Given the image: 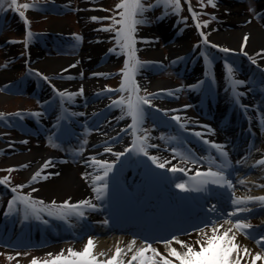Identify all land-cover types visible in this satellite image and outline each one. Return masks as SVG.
Returning a JSON list of instances; mask_svg holds the SVG:
<instances>
[{
  "label": "bare ground",
  "instance_id": "obj_1",
  "mask_svg": "<svg viewBox=\"0 0 264 264\" xmlns=\"http://www.w3.org/2000/svg\"><path fill=\"white\" fill-rule=\"evenodd\" d=\"M64 1H71V0H64ZM190 5H193L190 2ZM264 0H260V6H262L263 10V21H264ZM216 13L220 17V19H223L218 23L217 27H212L207 29V32L204 31V33H207L208 35V41L210 42L209 45L212 49L215 51L225 52L222 51V49L227 48L229 49L226 54L229 56H237L242 59L243 65L246 69L256 68V66H259L264 71V27L257 21L251 19V16L246 14V11L241 6H232V4L228 2H217L216 5ZM249 19H251V22H248ZM57 27L51 28L52 30L62 31L66 30L68 27H64L65 25L61 23L56 24ZM69 29V28H68ZM69 31V30H67ZM174 30L173 28H170L165 24H160L158 28H154L151 31H146L145 33H142L141 37H146L145 42H139V49L142 51H145L150 58L155 59H165L169 60L179 54H182L188 50V47L191 43V34L190 32L183 31V33L180 34L178 38L174 42H172L169 46V53H165L155 42V36L157 33H163L162 35L166 36L167 38H172ZM247 36V42L244 43V37ZM95 45H89L87 44L84 58L86 62V66L91 70V72H94L92 69L91 63L95 57V52H102L103 47L100 45V43H93ZM213 45H216V47H213ZM95 50V52H94ZM247 53V55H245ZM260 53V55H258ZM222 55V53H219ZM32 55L37 57L39 55L42 56L40 60L37 61V65L43 69L44 71L48 73L53 72H62L64 69L68 66L71 67L72 70L78 71L79 73L82 72L80 65H79V58H66V57H48L45 56L43 51L32 50ZM253 59H255V63H253ZM111 62L109 61L104 66L100 67L96 70H108V68L111 66ZM72 65H75V67H72ZM100 71V72H101ZM252 71V70H251ZM263 75V74H262ZM15 76V73L11 70H6L1 74V82H6L10 80L12 77ZM251 81H249L250 76L246 78L245 81H242L243 83L237 84L238 88H244L243 96L246 99V102L249 101L253 104V108L250 110L249 108L243 106L242 109L246 111V114L248 115V119L245 121V125L242 126V128H237V124H235V117L237 119L236 113H233L235 116L234 119L232 118L231 121L225 126V127H219L217 123H215V120L209 121L207 118H203L201 115L197 116V114H193L190 110H185L181 108L178 112L183 111V114H179L184 116L185 119L191 120L194 123L190 125V127L196 128L194 129V133H197L201 130L199 133H202V137L196 136L194 133L191 134V137H197L200 139V144H197L193 142L190 138L185 137V135H182L183 138L180 140H184L187 144H181L179 150L172 149L171 145H163V148H157L154 151L156 155L161 157V163H165V167L168 168H183L184 172H172L171 170L168 173L167 177V183L165 184L168 186V188L171 186L172 189H167L165 186L161 185V189L159 190L157 188V194L153 195L152 192H148V196L153 195L158 198L166 197L171 194L172 191H175L176 196H180L181 194H188L185 191H181L180 189H177L175 187V180H180L182 178H186L188 180H193L195 183H197L198 180L201 179V177H197L196 173H205L211 168L213 172H221V166H226L229 168H236L239 166L238 172L246 171L247 169H251V166H248L246 161H251L254 159L258 160L259 158L262 160L264 158V130L261 131V127L259 125V122L256 120L257 118L264 120V98L260 96L259 94H256V90H251L252 85H255L257 87L263 88L264 81L260 78H257L255 76H251ZM83 81L80 79L76 82H69V83H62L58 80H51L49 78L48 80L55 86H62L69 89V91H74L75 95L74 97L76 99H81L82 101L90 100L93 96L90 92H92V89H95L100 86L102 83L98 78H82ZM142 83L146 86H150L153 89H162L167 88L170 86L174 87L176 86L173 82H170L168 80H161L156 79L151 75V72L148 71L143 74L142 76ZM229 80V79H228ZM215 84H217V87L220 89V97L218 100V105H220V108H213L212 115L218 119V122H222L224 116H221V112L227 110L230 104V100L228 98L229 91L224 92V86L226 85V78L223 75L222 69L220 67L216 70V75L214 77ZM260 82V84H258ZM257 83V84H254ZM83 89L82 94L80 93V89ZM89 90V92H88ZM83 94H85V97H83ZM11 93H1L0 94V103L5 102L9 97H11ZM97 99V98H96ZM100 102L98 103L99 106L103 104V101L98 98ZM229 103V104H228ZM164 108H173L176 107L179 104L178 102L172 101L168 105L163 104ZM93 108H90L89 110H92ZM209 109V108H208ZM234 109V108H231ZM211 112V111H210ZM227 112H224L226 114ZM197 121L204 122L207 126H203L197 123ZM122 123L120 122V119L118 118H112L111 121L108 120V122L105 123V125L98 129V131L92 136V143L90 144V147L87 151H84L83 154L80 155L79 161H74L73 159L69 158L67 163L64 165H58L56 163H51L52 168L48 171H40L41 166L45 164V161L52 155L60 153V151H51L48 147L45 145H29L26 141L24 142V145L22 144V140L26 139L25 137L20 138L21 140H15L13 141L14 149L16 150L14 152V156L10 157L8 160L11 164L15 165H22L23 167V175L28 181H31L32 176L40 171L41 174L46 173L49 174L47 176V179H38L37 182L31 183L33 187H37L36 195L43 197L45 199H48L49 201H55L56 204H64L66 201L71 204H77L82 200H91L92 203L97 205L96 210H90L85 208L84 217H78L75 215H70L68 219H72L76 222L75 225L68 223V227L65 230L63 228V224H67V220H62L57 218L56 216H45L48 220L49 225H51L52 230L49 229V227L42 221V224L39 225L37 222L35 229L31 228L29 230H24L23 227V220L22 218L19 220H15L13 225L9 228L12 231H16L14 233L15 237H21L23 235L34 238L38 240L36 243L38 244L39 252L44 250L53 251L57 246H63L65 242L70 243V240H75L74 243L68 244L74 251H82L84 246L87 244V241L89 238H91L94 241L95 247L93 249V253L97 255V257L100 260H108L111 258L112 255L115 253V248L117 246L121 247L122 249L126 250V246L129 244L131 239H129L127 236H119V237H112L111 227L109 225H104L103 223H96L97 225H90V221L93 223L95 220L99 218V213L104 212L107 213L110 212V209L108 205L111 204L112 199H114V196L116 194V190L114 188V182H115V175H121L124 177V175H127V170L122 169L119 165L116 168V162L118 158L114 155V151L111 152H103L106 148H108L106 145L101 144L102 139L104 138L105 131L111 127V129L119 126ZM264 124V121H263ZM251 125L253 129L256 130V137H255V144L254 147L250 148V150H247L246 144H247V134L244 133L243 129L245 126ZM183 134V132H181ZM126 139H128L127 136H123L120 138V141L118 142L119 145H122ZM206 140V142L214 141L213 144H218L223 146V151L227 154H231L233 157L235 156V161L232 159H224L220 156L221 152L217 150L215 147L205 144L203 140ZM248 140H251L249 138ZM32 150L30 152H24L25 149L31 148ZM8 148V147H7ZM70 150L69 147L65 148V152ZM62 152V151H61ZM63 152V154H65ZM210 152V156H205V153ZM235 154V155H234ZM246 154V155H245ZM59 155V154H58ZM55 155V156H58ZM244 158H241L242 162L238 161V157L244 156ZM248 155V156H247ZM93 158H95V161H104L108 164H113L115 166V169L113 167L112 171L109 172L107 177V183H108V189H107V195L102 200L95 199L96 193L93 191V188L97 185H94L92 183V177L103 175L104 169L98 164L93 162ZM253 161V162H254ZM245 162V163H244ZM238 164V165H237ZM27 167H24V166ZM2 166H9V164H5ZM153 169V166L151 164V170ZM86 170V174L80 173L81 171ZM118 170V172H117ZM254 171V170H253ZM51 172H54L52 174ZM252 172V171H251ZM255 174L253 175L255 180L248 181L245 184H250L255 187H259L264 183V178L262 174L264 173V166L260 169L255 168ZM52 174V175H51ZM253 174V173H252ZM251 174V176H252ZM226 178H233L231 175H228ZM131 180L134 181V175H132ZM232 180V179H231ZM235 181V179H234ZM233 183V181H231ZM35 184V185H34ZM172 184V185H170ZM244 183H241L237 181V186H243ZM198 185V183H197ZM199 186V185H198ZM221 189H228V191L233 192L236 189V185H233V187L229 188L227 186H219L216 184H207L205 186V190L210 191L213 195L216 193L217 195H221L222 200L226 199L231 204L229 205V208H232L235 204L232 203V199H230L227 196L222 195L220 192ZM261 189V187H260ZM240 190V189H239ZM238 190L239 195L237 198H247L250 197L251 194H240V191ZM144 193L138 190V195L136 196L137 202H141V199L139 200V197H143ZM224 197V198H222ZM146 198V196H145ZM145 198L143 199V204L145 203ZM163 199H161L159 202H161ZM226 201V202H227ZM164 204H166L165 201H162ZM222 202V201H220ZM120 206V201L117 200V203ZM260 204V205H259ZM236 206V205H235ZM241 207H246L248 211L242 212L239 214L240 218L243 220L244 217H247L246 219H249L250 216L254 215L255 213L261 212L264 213V204L259 203V201L254 200L247 202L245 205H240ZM253 207V210H250V208ZM221 207L216 208L219 209ZM263 211V212H262ZM226 213V211H224ZM116 214V211L113 212ZM213 218L217 217L216 212L211 211L210 212ZM21 217V215H19ZM121 218H123L122 215H120ZM231 217V216H230ZM235 218L236 217H232ZM253 220L252 224L257 225L259 227V224H262L263 222L261 220H255L253 217L251 218ZM122 221V219H121ZM233 222V221H232ZM234 223V222H233ZM126 224V222H123V225ZM228 227H231L229 224H225V228L221 229V231L227 229ZM91 229L93 235L92 236H81L82 233L87 230ZM115 230V229H114ZM234 231H236L234 229ZM44 233V234H42ZM229 235H232V233H229ZM178 239L184 240L190 244H194L199 239V234L197 231H193L183 237H180ZM60 243V244H58ZM236 243L240 246L241 250L244 247H247L250 253L254 256L255 253L260 252L262 254L263 251L258 249L256 246H253L251 244L250 240L245 238L242 233L239 231H236ZM44 246H47L45 248H42ZM144 246L143 243L136 244V247ZM154 248H157L162 254L167 253L166 246L163 244L157 243L156 245H152ZM173 247H176L178 251H184L183 248L180 247L178 244H173ZM198 249V245H195ZM36 247V246H35ZM105 253V255L100 256L99 253ZM151 254L150 252L148 255ZM131 253L129 255L119 257V259L123 260L125 264L127 263V259L130 257ZM264 255V253H263ZM251 260V256L245 257L241 264H247ZM251 263V262H250ZM257 264H264V260H259Z\"/></svg>",
  "mask_w": 264,
  "mask_h": 264
},
{
  "label": "rangeland",
  "instance_id": "obj_2",
  "mask_svg": "<svg viewBox=\"0 0 264 264\" xmlns=\"http://www.w3.org/2000/svg\"><path fill=\"white\" fill-rule=\"evenodd\" d=\"M21 1H29V0H21ZM38 2H52V0H37ZM60 2L64 0H59ZM183 3L181 4V10H182V14L185 13V8H187V10H191L192 8L189 7L188 3L190 2V0H182ZM216 0H214L215 3ZM230 1V0H227ZM67 4L73 5L74 8L72 9V11L68 10V9H64V10H52V11H48L46 13V16L44 15H38V14H31L28 11H25L23 7H21V10L25 13L24 18L20 19L22 20V22H24L25 20L28 21L29 24H31V26L39 28L40 30H42L41 32H45V33H51V32H59V33H65V32H79L82 36L83 42H81L80 45H74V44H70V46H66L65 47V52L61 51V49L59 48H51L52 52H50V54L46 53L47 56L49 57H71V56H76V57H84V51L86 50V46L87 44L89 45H95L93 43H100V45H102L103 49L107 50V46L106 41H107V45H114L117 44V40L115 37V43H112V37L110 38V42L109 40H107V34L104 31H100V25H99V20L101 18V16L103 15V13H105L106 17H113L114 15L116 16L117 19H119L120 17L117 15V10H116V5L118 3L121 2V0H71V1H66ZM208 2V1H207ZM205 2L203 0V4L200 3L199 4H195V8L196 9H202L200 6H202L205 9V13H209L210 12V5ZM230 4H232V6H241L242 8L245 9L246 14L249 16H253V20L259 22L262 26H264V21H263V17L261 15L257 16V12L262 14V6H260V0H249L248 2H236V1H230ZM215 5H217L215 3ZM173 7V6H172ZM106 9V10H105ZM119 11H122L119 10ZM32 12V11H31ZM144 13H146L147 16L151 17L155 22L152 23V25H144L139 27V29H137L134 33V37L136 40L135 43V57L139 54L143 55V58H150L149 55L145 52V51H139L138 49H136V44H139V41L144 42L143 39H145L146 41V37H141L142 33H145L146 31H151L154 28H158V26H160V24H165L168 27H172L173 23H175L174 15H157L156 17L153 16L152 13L149 12V10L147 9ZM211 14H212V19H204L201 17V22L200 25L205 30V32H207V29L210 28V26L212 27H217L218 23H220V21H222L223 19H220L217 15H216V6L213 7L211 9ZM36 15V16H35ZM93 17H96L97 19H92ZM197 17V14L195 15V18ZM20 19L17 20L18 23H16L14 25V21L15 20H10L8 23H6L5 25H3L1 27V35H0V45L3 46V48H0V78H1V74L6 71V70H11L15 73V76L12 77L10 80L6 81V82H1L0 80V94L4 92V85H9V84H13V82L17 81L16 76L20 75L22 73V71L20 69H22V67L25 65V60H26V64L29 66V68H32V70H34V73H41L44 75H48L50 74L51 78L56 79L57 74H62V72H53V73H48L46 71H44L43 69H41L38 65H37V61L35 62L34 59H32V55H31V48L30 51L28 53V56L23 58L24 55L18 54V52L20 51V47H21V42H12L10 41L9 38H11L12 40H19L22 39L23 36H25V34H18L21 33L22 31V26L23 24L21 23ZM36 19V21H35ZM106 22L109 23H113L112 19L108 18L105 19ZM205 22H207V24H205ZM250 22V21H249ZM57 23H61L63 25H65L64 27H68L66 28V30H62V31H57V30H52L51 28L53 27H57L56 24ZM182 26V25H179ZM114 26H108L106 28H113ZM121 27L120 25H115L114 28H119ZM195 29H192L191 27H185L184 30L186 32H190L191 34V42L193 41L192 39H195L194 42H192L193 44H191L192 46L195 45L197 46V44L199 42H201L202 36H201V32L199 30V28L197 29V25L194 26ZM181 29V28H179ZM69 30V31H67ZM163 33H157L156 34V38H161L160 42L158 43L159 47L165 51L166 53H169V44L168 42H166V40L162 37ZM207 35V33H205ZM10 35V36H9ZM208 36V35H207ZM76 35V40L80 42V38ZM121 43H123V41H121ZM118 45V44H117ZM120 49V47L118 48ZM29 50V49H28ZM128 50V49H123ZM103 51V50H102ZM95 52V50H94ZM64 54V55H61ZM100 54L101 51L95 52V57L91 63V65H94L98 62V59L100 58ZM30 57V58H29ZM126 58L128 59V61H130V52L128 50V54L126 55ZM172 59V58H171ZM120 60H122V57L120 58ZM165 62H168L167 60H162ZM115 63V62H113ZM120 61L116 62V66L114 65V67L112 68L113 72H119V74H114L112 76H110L109 78L106 79V85L107 87H109L110 89H115L117 88L119 85L122 84V77H123V71L125 70V66L123 64L121 65H117L119 64ZM169 63V62H168ZM5 65H7L5 67ZM79 65L82 66L84 74H87V72H89V70H86L83 65H84V61H80ZM74 71V70H73ZM65 72H71V73H79L78 71H74L72 72L71 69L65 71ZM157 76V75H156ZM158 78L163 79V80H168L169 79H173V80H177V82H182V80L177 77V75L173 72V68L169 67L166 70H163V72L159 73ZM143 87H146L143 85ZM148 89V88H145ZM150 92V91H149ZM6 93V92H4ZM10 93V92H9ZM19 94V93H18ZM122 93H119L118 96L121 97ZM140 96H144V91L140 90L139 92ZM17 95V94H16ZM13 95L11 97H9L5 102L0 103V112H14L17 111L19 108H22L23 105L25 106V108H32V107H37L40 104V100L39 98L35 97V96H31L30 93L26 92V93H21L19 96ZM28 96V97H26ZM186 95H182L178 97V101L179 102H183L185 101V99L183 97H185ZM27 98V99H26ZM88 106V104H85ZM196 111V110H195ZM193 112V111H192ZM120 114H122L121 111H119ZM195 113V112H193ZM10 116V113L5 114V118H8ZM143 122L139 123L138 128H142ZM119 129V128H118ZM90 130V131H89ZM86 130L84 139H82L83 141H78L77 143H75L72 147H71V152L69 154L72 153H76L78 152L77 149L80 151V153H82L83 151H87L88 148L90 147V144L92 143L91 139L93 134L96 132L95 129H89ZM147 131H151V140L149 141V146L151 145H156V143L153 142V140H157V129L155 127H147ZM0 133H2V138L0 137V181L3 180L4 177H8L9 178V183L7 184H14V185H9V186H19V185H24V183L27 181V179L23 176V167L20 165H15V164H11L10 161L8 160L10 157L14 156V152L16 151L15 149H7L5 146H10L14 140V138L9 137L11 134L10 132L7 133V131L0 129ZM142 134L145 133L144 130L141 131ZM14 136H16L15 138H21L18 137V133L13 134ZM162 138V135H160ZM176 134L174 132L171 131V135L168 137H164L163 139H160V141H162V143L167 144V143H171L174 140H177L176 138ZM117 141H108L109 146L115 149V151L118 152H123L125 149V146L129 143L130 139H126V141L122 144V145H118V142L120 141V139H116ZM179 140H177L178 142ZM131 142V140H130ZM153 142V143H152ZM41 145H45L46 147H48L49 149H51V151H61L63 147L56 145L55 143L50 142L49 140H42L40 142ZM33 143L29 144L32 145ZM35 144V143H34ZM33 144V146H35ZM21 145H24L23 143ZM55 145V146H53ZM148 146V147H149ZM175 150H179V148H174ZM32 150L31 148L25 149L24 152H30ZM17 153V152H15ZM69 157V155H67ZM157 157V159L159 160V162H161V157L159 156H155ZM75 160L79 161V158L77 157V155H75ZM121 159V158H120ZM119 159V160H120ZM136 160H137V167L140 163H145L146 161L143 160L139 154H136ZM123 163V160L121 161L120 165ZM5 164H9V166H2ZM136 166V165H135ZM8 167H15L14 171L9 172L8 170L11 168ZM263 166H258L257 169L262 168ZM86 170L81 171L80 173H82L83 175L86 174ZM164 173H166L165 171H163ZM250 174L243 176L242 180L243 182H247L248 180H255L254 178V173L252 174V172H249ZM252 174V176H251ZM262 176H264V174H262ZM175 181H180V180H175ZM22 182V183H21ZM20 183V184H19ZM2 184V183H1ZM17 184V185H16ZM7 186V187H9ZM18 189L20 187H17ZM33 187L30 186V184L28 186H26L25 188H22L21 191V196H24V194L27 195H31V198L37 201H43L44 204L43 205H38L37 207H44L47 206L48 208L52 209L53 211H58L60 205L62 204H55L53 205V201H49L48 199H45L43 197H40L38 195H36V191H33ZM240 192L242 191V193L248 192V193H255L256 196H263L264 194V189H258L255 186H252L250 184H244V186H241L239 188ZM9 195H5L4 198L2 199L1 193H0V199H2L1 204H0V210H2L1 208H4L5 203L8 201V197ZM56 203V202H55ZM10 204V203H9ZM9 204H7L6 208H5V212L9 213L11 212L9 210ZM12 209H14V206L12 207ZM30 212V211H29ZM264 216V215H263ZM262 216V217H263ZM83 236H92L93 233L91 231H87L85 233L82 234ZM0 239H3L2 237H0ZM75 241V240H74ZM60 244V243H58ZM69 243L65 242V244L63 246H57L55 248V250L53 251H49V250H44L39 252V250L36 251L30 249V246H22L23 249H10L9 246L4 247V248H0V264H31V260L33 258H40L41 255L44 256H49V253H52L53 255H57L59 254L62 250L64 251L65 256L68 255L67 250L69 249ZM34 249V248H33ZM9 257H11V259H9Z\"/></svg>",
  "mask_w": 264,
  "mask_h": 264
},
{
  "label": "snow or ice",
  "instance_id": "obj_3",
  "mask_svg": "<svg viewBox=\"0 0 264 264\" xmlns=\"http://www.w3.org/2000/svg\"><path fill=\"white\" fill-rule=\"evenodd\" d=\"M7 2L8 7L12 8L14 11L18 12L21 18H24L25 13L20 11V8L23 7L24 9L35 8L36 5L33 4H23L17 5V0H0V8L3 7V4ZM160 3H165L167 5L173 6L174 10L179 12L180 11V0H157V5ZM203 4V0H201ZM208 3L215 7L214 0H208ZM149 7H153V5H149ZM122 11H119L121 10ZM117 15L120 17L119 19L116 18L114 15L110 17L113 21V25H120L119 28H108L104 29L105 31H115L116 32V40L118 46L123 49L130 50V59L135 60V37L134 33L136 31L137 24H143L146 21L144 19H137V15L143 16V13L147 10L141 0H121L120 3L116 5ZM196 13L193 12V16L195 17ZM92 19H97L93 17ZM27 24L28 21L25 20ZM207 24V22H205ZM199 27V24H197ZM33 33L30 31L27 32V37L30 39ZM201 36L203 37L202 42L208 43L207 36L201 32ZM79 39V38H78ZM248 37H244V43L246 44ZM123 41V43H121ZM14 43L17 41H13ZM216 47V45H213ZM110 51H115L112 49ZM222 51L228 52L229 49L224 48ZM247 55V53H245ZM260 55V53H258ZM255 63V59L252 61ZM7 65H5L6 67ZM137 66H142L138 60H135V63L129 68L126 64L127 71H123V75L125 78L124 83L121 84V88L118 90L109 89L108 91H124L126 90V85L129 81L130 74L134 73ZM75 67V65H72ZM67 71V70H65ZM229 73L232 72L231 67L228 68ZM44 80H48L47 76H43ZM236 83H243L242 81H236ZM133 91L138 92V86H135L133 81ZM83 89H80V93L82 94ZM60 96L64 97L65 95L69 100L73 98L75 95L74 93H65L59 92ZM117 106L123 105L124 100L121 98L120 101L114 102ZM143 105H150V98L149 97H136V100L133 102L129 100L127 104L128 112L127 114L132 117V128L135 129L139 123L142 122L143 119ZM4 114L0 113V118L3 117ZM16 115H22L21 113H17ZM33 115H39V113H35ZM173 119L179 121L180 117L175 116ZM198 137H202V133H194ZM147 137H137L134 141L133 149L139 153H143V155L148 156V152L145 147ZM26 143V141H24ZM55 146V145H53ZM217 150L221 152L222 155H227L226 152L223 151V146L218 144H213ZM133 149H128L126 151H131ZM108 152H111V148L105 149ZM114 155L119 158L120 156L125 155V152H118L114 153ZM153 163L157 162V157L153 156L150 157ZM94 163H98L103 169V175H98L92 177V183L97 185L93 188V191L96 193L95 199L102 200L107 195L108 183L107 177L109 172L112 171L114 165L108 164L104 161H95L93 158ZM50 161L44 164V168L49 167ZM259 165L264 166V160H260L257 162ZM24 167H27L26 165ZM159 168H165V163H159ZM43 170V169H42ZM41 170V171H42ZM172 172H184L183 168H176L173 167L170 169ZM9 172L14 171V169H9ZM197 177H201L200 180L197 181L198 187L195 189L190 188L185 183H177L175 187L180 189L181 191H203L205 186L209 183L216 184L219 186H227L229 188L232 187L231 180H228L224 173L221 172H213L211 168L205 173H196ZM38 178L40 179H47V176H41V172H36L32 178L30 183L37 182ZM87 178V174H86ZM0 183H9V178L4 177ZM243 183V181H241ZM17 187H24V185H19ZM264 187V185H261ZM16 188H13L12 191L16 192ZM36 191V189H33ZM262 201L264 202V197H247V198H237L232 201L233 204L237 205L234 212L229 214L231 217H236L235 223L232 222L231 219L225 220L224 223L217 224L213 221L206 222L204 227H199L196 231L199 234V239L195 242V245H198V249L194 244H190L184 240L178 239L177 236L173 235L170 239L157 241V243H163L166 246L167 253L162 254L157 248L152 246V243H149L147 239L144 240L143 245L141 247H136L137 241L136 239H132L129 244L126 246V250L122 249L121 247L117 246L115 248L114 255L111 256L110 259L101 261L98 259L97 255L93 253V249L95 247L94 241L89 238L87 244L84 246L82 251H74L73 249L69 248L67 250L68 255L65 256L64 251L62 250L59 254L53 256L52 253H49V257L51 259H47L44 261H40L38 258H33L31 260V264H125V262L121 259H118L123 256H128L131 253L130 257L127 259V264H241V261L248 256H251V264H256L258 260H264V255L260 252L255 253L253 256L247 247H244L242 250L240 246L236 243V231L240 233L251 236L252 234L248 231L253 228V225L249 223H244L243 220L240 218L239 214L245 211H248L246 207H241L240 205H245L247 202L250 201ZM17 201L23 203L25 207V219L29 218V214L33 215L36 219H43L41 213L47 211L49 216H56L59 219L67 220L70 215H75L78 217H84L85 212L84 209L96 210L97 205L92 203L91 200H82L77 204H71L69 202H65L63 205L58 206V211H53L52 209L48 208L47 206L44 207H37V204L43 205V201H33L31 199V195L28 196H17L9 204V210H12L14 204ZM55 205V201L52 202ZM30 210V212H29ZM211 211L215 212V206L212 207ZM45 224L48 223L47 220H43ZM104 224H108L107 220L103 221ZM225 224L231 225L227 229L221 231V229L225 228ZM234 229L236 231H234ZM232 233V235H229ZM187 234V233H185ZM255 243L264 247V235H261L258 239L253 237ZM180 245L184 251H178L176 247H173V244ZM151 255H148V253ZM100 256L105 255V253H99ZM11 259V257H9Z\"/></svg>",
  "mask_w": 264,
  "mask_h": 264
}]
</instances>
